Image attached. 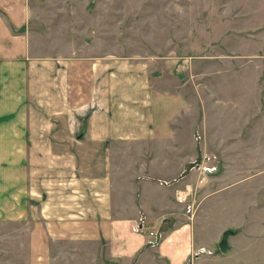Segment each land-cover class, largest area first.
Segmentation results:
<instances>
[{"label":"crops","instance_id":"0c3cea01","mask_svg":"<svg viewBox=\"0 0 264 264\" xmlns=\"http://www.w3.org/2000/svg\"><path fill=\"white\" fill-rule=\"evenodd\" d=\"M35 6L0 0V156H9L0 223L13 230L9 240L23 237L13 244L23 264H264L254 239L228 237L225 250L204 243L159 183L174 177L177 120L192 108L191 88L176 84L182 59L33 56ZM261 28L251 35L263 52L239 59H264V21ZM246 85L233 89L234 100ZM39 105L54 106V116Z\"/></svg>","mask_w":264,"mask_h":264},{"label":"rangeland","instance_id":"374dc122","mask_svg":"<svg viewBox=\"0 0 264 264\" xmlns=\"http://www.w3.org/2000/svg\"><path fill=\"white\" fill-rule=\"evenodd\" d=\"M263 1L32 0L40 3L31 12L33 56L108 52L113 57L182 59L176 84L191 88L192 108L177 120L174 177L159 183L169 186L174 196L192 184V196L177 201L173 211L193 221L212 249L229 229L230 239L237 235L239 244L254 239L264 250V59L237 57L263 52L262 40L253 36L262 30ZM247 81L245 98L234 100L233 89ZM47 107L35 108L46 114L55 110ZM8 158L0 156L1 174L7 173ZM39 164L35 161L31 169ZM197 164L210 171L195 185ZM11 232L0 223V264H23V253L13 251L23 237L9 240Z\"/></svg>","mask_w":264,"mask_h":264},{"label":"built area","instance_id":"2783aa9c","mask_svg":"<svg viewBox=\"0 0 264 264\" xmlns=\"http://www.w3.org/2000/svg\"><path fill=\"white\" fill-rule=\"evenodd\" d=\"M207 168V169H204ZM206 172L210 171L209 167H204V165H199L197 164V172H199V174L196 177V184H202L204 182V180L206 179ZM192 184L187 183L185 184L181 189H178L175 193V199L176 201L182 203L184 201H186L189 197L192 196Z\"/></svg>","mask_w":264,"mask_h":264},{"label":"water","instance_id":"95a60500","mask_svg":"<svg viewBox=\"0 0 264 264\" xmlns=\"http://www.w3.org/2000/svg\"><path fill=\"white\" fill-rule=\"evenodd\" d=\"M231 233H232V231L229 230V229L223 231V233H222V237H221L220 242H219V244H218V248H219L220 250H225V249L227 248V246H228V244H227V237H228V235L231 234Z\"/></svg>","mask_w":264,"mask_h":264}]
</instances>
